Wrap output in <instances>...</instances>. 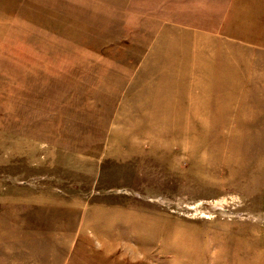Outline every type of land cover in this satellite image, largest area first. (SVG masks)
Returning a JSON list of instances; mask_svg holds the SVG:
<instances>
[{
    "label": "rangeland",
    "instance_id": "rangeland-1",
    "mask_svg": "<svg viewBox=\"0 0 264 264\" xmlns=\"http://www.w3.org/2000/svg\"><path fill=\"white\" fill-rule=\"evenodd\" d=\"M0 264H264V0H0Z\"/></svg>",
    "mask_w": 264,
    "mask_h": 264
}]
</instances>
